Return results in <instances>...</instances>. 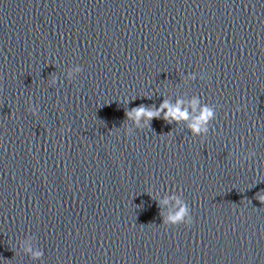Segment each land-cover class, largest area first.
Returning a JSON list of instances; mask_svg holds the SVG:
<instances>
[{"label": "water", "instance_id": "95a60500", "mask_svg": "<svg viewBox=\"0 0 264 264\" xmlns=\"http://www.w3.org/2000/svg\"><path fill=\"white\" fill-rule=\"evenodd\" d=\"M262 192L264 0H0V264H264Z\"/></svg>", "mask_w": 264, "mask_h": 264}, {"label": "clouds", "instance_id": "9594fccd", "mask_svg": "<svg viewBox=\"0 0 264 264\" xmlns=\"http://www.w3.org/2000/svg\"><path fill=\"white\" fill-rule=\"evenodd\" d=\"M75 71L79 72L77 68ZM205 77L201 75L200 79L203 80ZM55 83V80L52 81ZM184 101L177 100L175 103L170 102L167 99H163L160 105H144L141 104L137 107H133L130 110L125 111V120H131L137 126V128L150 127L153 119H162L167 124H178L181 121L187 122V130L192 136H202L209 132V123L215 119L216 110L208 105H201L198 98L193 97L190 101L192 112L190 113L184 106ZM28 112L33 115L36 114V109L29 105ZM239 111V108H237ZM143 122V123H142ZM66 131V129H65ZM119 130H117L118 132ZM126 136H131V129L128 130ZM254 152H249L243 157L247 160L250 156H254ZM261 203H264V192L257 194L256 197ZM169 199L175 202L177 205L176 210L164 217V225L177 226L183 224L190 226L192 224V217L190 215V209L188 205L181 201L179 198L173 196ZM169 199L159 201V204H168ZM25 252L31 253L33 259L39 258L42 253L39 251H33L31 247H25Z\"/></svg>", "mask_w": 264, "mask_h": 264}]
</instances>
